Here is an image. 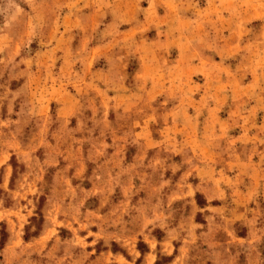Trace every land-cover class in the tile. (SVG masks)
Listing matches in <instances>:
<instances>
[{"label": "rangeland", "instance_id": "rangeland-1", "mask_svg": "<svg viewBox=\"0 0 264 264\" xmlns=\"http://www.w3.org/2000/svg\"><path fill=\"white\" fill-rule=\"evenodd\" d=\"M263 145L264 0H0V264H264Z\"/></svg>", "mask_w": 264, "mask_h": 264}, {"label": "crops", "instance_id": "crops-1", "mask_svg": "<svg viewBox=\"0 0 264 264\" xmlns=\"http://www.w3.org/2000/svg\"><path fill=\"white\" fill-rule=\"evenodd\" d=\"M253 8L249 9V10H244L242 9L241 12L246 15V16H254L256 9L252 10ZM263 10L260 11V13ZM208 40L206 41L205 44H203L201 47L197 48V53L200 56V59H205V60H210V59H214L215 57H220V58H227V56L229 55V53H232L235 51V45L234 43L230 42L231 40L229 38H224L222 41H219V39L217 37H215L214 35H212L210 38H207ZM208 43V45H207ZM209 50L211 51V53H209ZM250 62H251V69L248 72V74H250V76L252 77V79H254V77L261 75V73H258V70L256 69L255 64H253L252 62L254 61V59L252 57H247ZM247 59V60H248ZM255 63V62H254ZM264 148V145H263ZM264 151V149H263Z\"/></svg>", "mask_w": 264, "mask_h": 264}]
</instances>
